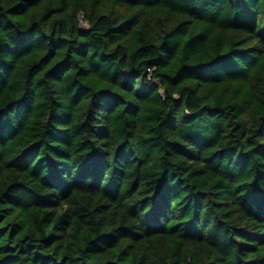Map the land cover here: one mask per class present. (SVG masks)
<instances>
[{"label":"trees","instance_id":"trees-1","mask_svg":"<svg viewBox=\"0 0 264 264\" xmlns=\"http://www.w3.org/2000/svg\"><path fill=\"white\" fill-rule=\"evenodd\" d=\"M0 264H264V0H0Z\"/></svg>","mask_w":264,"mask_h":264}]
</instances>
